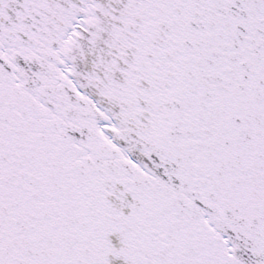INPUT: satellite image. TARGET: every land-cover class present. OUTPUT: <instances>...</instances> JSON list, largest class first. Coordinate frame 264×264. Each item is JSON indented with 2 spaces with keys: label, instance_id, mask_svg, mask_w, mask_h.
Masks as SVG:
<instances>
[{
  "label": "snow or ice",
  "instance_id": "1",
  "mask_svg": "<svg viewBox=\"0 0 264 264\" xmlns=\"http://www.w3.org/2000/svg\"><path fill=\"white\" fill-rule=\"evenodd\" d=\"M0 264H264V0H0Z\"/></svg>",
  "mask_w": 264,
  "mask_h": 264
}]
</instances>
